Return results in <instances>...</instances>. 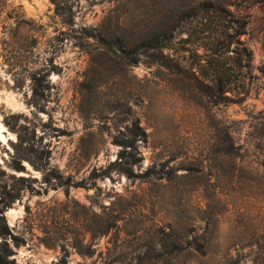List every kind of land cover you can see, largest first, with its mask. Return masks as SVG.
Wrapping results in <instances>:
<instances>
[{
	"label": "rangeland",
	"instance_id": "rangeland-1",
	"mask_svg": "<svg viewBox=\"0 0 264 264\" xmlns=\"http://www.w3.org/2000/svg\"><path fill=\"white\" fill-rule=\"evenodd\" d=\"M193 1L81 0L68 26L74 32L55 51V67L47 66L40 107L31 103L29 80L13 84L0 47V195L17 194L0 215L22 240L6 238L10 264H264V0H227L226 20L241 25L251 51L240 99L227 103H215L186 62L177 43L185 34L159 63L142 53L153 27L161 33ZM15 3L43 25L37 51L44 56L50 39L69 28L49 0ZM118 18L139 54L134 65L92 37L84 47L72 38L83 27L110 35ZM214 21L206 16L205 33L217 32ZM135 119L146 132L135 171L149 174L88 178L116 158L113 137ZM18 134L49 152L45 168L23 159L24 169H15ZM52 169L85 186L45 179Z\"/></svg>",
	"mask_w": 264,
	"mask_h": 264
},
{
	"label": "trees",
	"instance_id": "trees-1",
	"mask_svg": "<svg viewBox=\"0 0 264 264\" xmlns=\"http://www.w3.org/2000/svg\"><path fill=\"white\" fill-rule=\"evenodd\" d=\"M16 0H0V47L3 51V61L9 67L12 75L13 84L20 87L26 80L32 83L31 86V103L40 107L41 99L44 97L45 88L49 87L47 75L51 64L53 63L54 53L58 47L65 44L71 37L70 33L74 29L70 26L73 23V7L79 5L81 0H49L54 6V12L60 16L62 22L67 25L69 31H60L61 37L53 36L48 42L45 50L42 51L44 56L40 55L38 48L44 33V27L33 19L27 17L22 9L21 4L15 3ZM89 3L109 2L116 0H85ZM227 0H194L191 4L184 6L179 10L174 20L166 26L161 33H157V26H154L151 33L147 34L143 55L149 57L151 61L157 63L160 59L167 56L164 49L168 48L172 39L180 34L177 43L180 49L188 53L186 62L195 68L203 80L207 83L211 94L215 97L216 102H232L239 100V94L244 90L245 69L250 66L251 51L240 38L242 32L241 25L233 22L230 18L226 20L229 14ZM215 17V26L217 32L205 33L204 25L206 16ZM112 16L109 18L111 19ZM70 20V22H68ZM158 21V20H157ZM125 20L118 18L114 21L116 31L110 35H95L94 29L81 28L75 36V43L78 46L92 45L89 42L90 37L94 38L103 45L104 49L120 51L126 63L134 65L139 60V54L133 50L132 46L127 45V41L122 37ZM120 27V28H119ZM136 36L137 33H135ZM138 38V37H137ZM136 39V38H135ZM134 39V40H135ZM50 55V56H49ZM40 58L42 62L40 61ZM39 63L40 66H36ZM162 63V62H161ZM179 66V64H177ZM225 150L230 151L233 147V137L226 133ZM34 136V134H33ZM146 139V132L140 125L139 120H132L125 126V130L120 131L113 137V143L120 146L116 158L111 161L104 169H94L90 174V179L98 178L102 175H110L111 171L123 173L127 178L136 179L149 174V169L144 173L135 171V167L141 166L142 155L139 152V141ZM18 157L14 160V167L17 170L24 169L22 160L29 161L33 166L45 168L48 163V151L38 146L35 147L33 137L27 138L26 134H18L17 140L13 144ZM55 178L60 185L85 186L84 179L75 181L71 176L64 180L58 171L50 170L46 172L45 179ZM20 179H25L20 176ZM17 194L11 198L5 199L0 195V212L3 208L9 206ZM0 235L3 240L0 241V264H10L12 260L9 255L12 254L6 238L11 237L19 244L21 237L14 234L5 221L3 215ZM164 246L161 244L160 247ZM114 261H106V264H113ZM119 264H131V261H118ZM139 264L140 262H137ZM154 263H160L156 260Z\"/></svg>",
	"mask_w": 264,
	"mask_h": 264
}]
</instances>
